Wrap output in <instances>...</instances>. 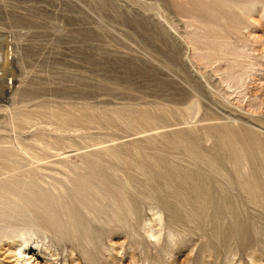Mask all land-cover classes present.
Returning a JSON list of instances; mask_svg holds the SVG:
<instances>
[{"label":"rangeland","instance_id":"obj_1","mask_svg":"<svg viewBox=\"0 0 264 264\" xmlns=\"http://www.w3.org/2000/svg\"><path fill=\"white\" fill-rule=\"evenodd\" d=\"M18 145L0 264H264V0H0Z\"/></svg>","mask_w":264,"mask_h":264},{"label":"bare ground","instance_id":"obj_2","mask_svg":"<svg viewBox=\"0 0 264 264\" xmlns=\"http://www.w3.org/2000/svg\"><path fill=\"white\" fill-rule=\"evenodd\" d=\"M28 120L29 119H27V121ZM13 149L14 150L9 151V153L6 156L2 157V159L7 160L8 164L5 160L4 161L6 163H4L3 165L0 164V239H3L4 237L7 236V237H10V240L14 241L15 238L24 237L25 235L27 236L26 233H24L22 230L19 229V226L15 227L12 224V222H13L12 220L14 218L16 220V215H18V217H20V216L23 217L22 213L26 212L27 216L34 218L35 212H36L34 210L36 208L39 209V207H40L39 210H42L41 206L47 208V207H49L50 204H49V202L45 203L47 201H44V202L38 201V203L35 204L34 206L26 204V202L29 201L32 197L29 199L30 196H28L27 194L23 195V193H22L23 189L21 191L22 187H20V185H19L20 179L23 180L21 182H25V179H28L30 181V178L32 176H34V177L37 176V174H36L37 171H41L45 168L42 166H37L36 168L30 169V170H24V167H26L30 164H33V163L35 164L36 160L39 161L41 159V156L38 154H35L34 152H30V150L27 149L26 147H24L23 145H18L17 147H15ZM4 161H2V162H4ZM10 161H11V163H10ZM31 182L32 181H30V183ZM25 192H29L28 193L29 195L31 194V192L35 193V192H33V190L32 191L31 190L30 191L25 190ZM25 192H24V194H25ZM34 199H32V200H34ZM36 200H34V201H36ZM40 204H41V206H40ZM20 207L22 209H19ZM45 211H46V209H45ZM53 216H54V214H53ZM5 240H7V239H5ZM5 240H3V242H0V244H3ZM20 246H22V245H20ZM24 255H26V254L23 251V249L19 248L17 250V254H15L14 256L16 258L19 257V258L23 259L25 257ZM16 260L19 261L18 259H16ZM24 263H27V261L24 260L23 264Z\"/></svg>","mask_w":264,"mask_h":264},{"label":"clouds","instance_id":"obj_3","mask_svg":"<svg viewBox=\"0 0 264 264\" xmlns=\"http://www.w3.org/2000/svg\"><path fill=\"white\" fill-rule=\"evenodd\" d=\"M10 240V237H4L3 239H0V242H3V240ZM168 240L169 243L175 244L176 240H177V236L174 232H172L171 230H169L168 232ZM93 245L90 242H86L85 243V247L91 248Z\"/></svg>","mask_w":264,"mask_h":264}]
</instances>
